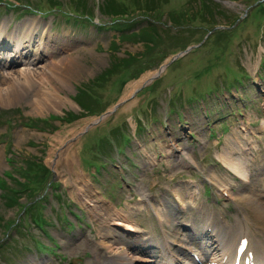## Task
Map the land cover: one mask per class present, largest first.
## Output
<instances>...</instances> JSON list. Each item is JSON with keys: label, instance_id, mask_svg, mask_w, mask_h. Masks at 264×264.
Instances as JSON below:
<instances>
[{"label": "rangeland", "instance_id": "1", "mask_svg": "<svg viewBox=\"0 0 264 264\" xmlns=\"http://www.w3.org/2000/svg\"><path fill=\"white\" fill-rule=\"evenodd\" d=\"M86 1L80 8L76 0H0L3 28L12 32L27 26L34 18L23 10H40L51 19H35L34 39L46 28L48 36L70 42L78 54L61 91L68 103L41 114L32 111L30 98L0 104V264H69L73 259L105 264L109 253L100 248L98 224L82 202L105 200L123 210L135 202L140 186L173 215L172 229H167L170 245L186 255L193 245L184 248L180 241L200 239L204 218L211 223L221 209L224 223H231L243 212L236 194L240 185L219 162L222 148L234 146V135L245 142L233 131L249 123V137L258 135L264 148V135H259L264 122V0H150L149 5L141 0L136 6L129 5L132 0H114L113 15L101 9L105 0ZM86 15L103 17L98 18L101 28ZM181 31L194 34L184 50L175 49L172 40ZM129 56L140 60L137 66L98 82ZM6 72L0 69V76ZM79 98L88 110L75 103ZM186 146L194 168L175 164L164 153ZM154 157L149 166L147 159ZM29 163L42 173L24 180L20 169L30 168ZM245 168L256 175L247 189L264 187V150ZM208 175L233 184L234 205L216 204L210 196L206 202L199 194L193 201L182 200L187 210H180L173 191L184 185L192 191L201 188ZM24 183L29 191L22 190ZM134 219L148 244H140L138 253L132 249L135 259L164 264L154 211ZM188 220L195 226L191 232ZM92 249L98 260L94 253L87 255ZM153 251L162 261L153 259Z\"/></svg>", "mask_w": 264, "mask_h": 264}, {"label": "bare ground", "instance_id": "2", "mask_svg": "<svg viewBox=\"0 0 264 264\" xmlns=\"http://www.w3.org/2000/svg\"><path fill=\"white\" fill-rule=\"evenodd\" d=\"M70 19L71 18H68L67 20ZM32 22L33 24H30L31 29L29 30H26V28L30 26L27 25L19 27L15 31L9 33L8 37L13 42V46L10 50V53L6 54L5 56L2 52L3 47L1 41L4 38L5 34L3 32H6V28L1 26L2 22L0 23V69L7 71L4 76H0V104L7 101L12 102L16 99L21 101L30 98V104L33 108L32 111L36 114H41L49 111L50 108L55 109V105L61 104L60 102L66 101L68 103V99L63 98L61 91L67 87V84L71 79V74L74 71V66L77 64L78 57H75L77 50L74 45L63 39L61 40L58 37L53 38L48 36L46 28H44L43 34L40 36V38H38V42H34L33 38L34 33L37 31L38 22H36L35 19ZM23 31H26V33L21 34ZM32 46H34V50L32 51V55L28 57V51H30V47ZM2 60H4V62ZM9 106L11 105L6 106L5 108H8ZM247 130V126L241 124L239 129H236L233 132L244 135ZM259 132V135L261 132L264 133V123L262 124L261 129H259ZM243 140L245 142L247 141L245 139ZM233 141L234 146H225L222 148L223 154L222 157H220V160L228 169H230L232 175L240 180L239 183L241 185L239 186L236 194L239 192L244 194V192H246V188H244L242 184L252 183L253 179L256 177V175L247 173L245 167L247 166L248 161H250L247 159L251 158V152H254L258 146L256 145V141L254 142L253 140L246 143L243 142L242 145V142H238L240 140L236 135H234ZM164 153H166V155L169 157H172L175 164H184V162L186 164H194L191 151L188 147H176L175 149L167 148L164 150ZM155 162L156 157L147 159L149 166ZM218 186H222L224 188L219 189L222 194L228 193L230 195L231 191L234 194L230 186L228 187L227 185L224 186L222 184H218ZM252 186L256 187L255 185ZM255 191L258 192L259 195L252 194L248 198L247 196L244 197V203L248 213L247 216L250 217L254 229L256 227L260 230L255 229L256 231H254L249 225L247 217L242 219L245 229L243 233L239 232L238 235L240 237L246 238L249 243L242 258L236 260L235 255L230 258V263L232 264H235V262L244 264V256H246L245 258L250 257L253 264H264V229L263 226H258L260 225L258 220H260L261 217H264V190L260 188ZM136 193V202L127 204L126 208L123 210H116L111 204L106 205L103 200L96 202L88 200L82 202L84 208L89 211L90 215H93V218L99 223V235L101 240L98 244L101 248L106 249L109 254L112 255L110 264H134L135 258L132 254L133 252H130L129 249L134 246V251H137L138 253L141 252L138 249L140 244L147 248V245L142 243V238L140 235H129L122 232L120 233L118 230L122 223L123 225L128 223V225L131 224L132 229H135L136 232H139V226L131 223L134 221L133 217L142 213V211L147 210L149 206L154 207L155 205L154 201L149 198L147 191L143 190L141 186L138 187ZM173 194L180 198L181 209H184L185 207L182 200L190 201L191 196L193 197L191 194L190 185L180 186L179 189L173 191ZM157 215L159 220L165 222L166 224L171 223L172 215L161 209L160 206H158ZM129 220H131V222H129ZM221 228V224L213 227V234L218 232L221 233V236L219 238V242H217L215 245V247L219 249V252L213 255L212 258H219L222 254L223 258L214 261L213 264H229L228 262L222 261H225L228 253L231 252L233 246L240 238L239 237L234 241L233 237L232 242L229 243V245H224L226 244L224 243V237H230L229 233L233 231V229L228 228L225 230V228ZM115 234L121 235L122 238L116 236ZM208 236V234L206 236L202 235L201 239L203 240H201L200 243L196 238L190 240L192 243L190 245H194L195 247L194 253L205 262L209 259L203 256L205 255L202 253L203 248L205 247L209 251L212 244L210 241L211 239H207ZM205 238L207 240L204 242ZM180 243L182 244V242ZM162 247L167 252L165 254L167 255L166 261L168 264H181L174 260L173 253L179 255V257H184L188 264H196L194 259H192L189 254L188 256L182 254V252L178 253L180 252V249L175 251L171 249L170 244L166 243V240ZM249 251L252 253V256L247 254ZM34 264H38V262H34Z\"/></svg>", "mask_w": 264, "mask_h": 264}, {"label": "trees", "instance_id": "3", "mask_svg": "<svg viewBox=\"0 0 264 264\" xmlns=\"http://www.w3.org/2000/svg\"><path fill=\"white\" fill-rule=\"evenodd\" d=\"M77 1V4L79 5V7L80 8H82V7H86V3H87V1L86 0H76ZM122 1H124V0H121V2ZM145 1V3L147 4V5H149V3H151L150 2V0H144ZM141 3V0H132L130 3H129V5L130 6H132V4H134L135 6L136 5H139ZM58 6H60V5H58ZM58 6H56V7H58ZM74 7V6H73ZM101 9H103L104 10V13H110L111 15H113L114 13H116V9L117 8H115V1L114 0H105V4L103 5V7H101ZM118 13V12H117ZM193 37H194V34L192 33V32H188V31H181L180 33H178V34H175V36H173L172 37V40L175 42V44H173V46H174V48L175 49H180V50H184L188 45H189V42L191 41V39H193ZM148 50V49H147ZM150 53V51H148V53H147V55ZM148 57H151L150 55L148 56ZM134 59H136L135 61H134ZM132 61H134L133 63H132ZM140 60L139 59H137V57H131V56H129L126 60H124V62L121 64V65H119V67L118 68H115V67H113L112 69H110V70H108L107 72H105L103 75H102V78L100 79V80H98V82H100V81H102V80H104V77H111V76H113V75H115V74H117V72H118V70H120V69H122V70H129V69H131L132 67H134V66H137L136 64L139 62ZM162 61V60H161ZM160 62V61H159ZM163 62V61H162ZM159 64H161V63H159ZM137 76V75H136ZM75 103H77V105H79L80 106V108L82 109V110H88L89 108L86 106L87 104L85 103V104H83V101L79 98V100H75ZM106 142V141H105ZM105 142H102L101 144L102 145H104V143ZM31 165V166H30ZM33 165L32 164H28V167H30V168H28L27 169V165H26V168H24L23 169V167L20 169V171H22V173H23V176H24V180L27 178H29L28 176H30V174L31 173H33L34 175L36 174V173H42V170L40 169L41 167L40 166H38V170L37 171H35L34 169H32L31 167H32ZM27 176H26V175ZM31 179V178H30ZM20 181V180H19ZM20 183L22 184L23 182H21L20 181ZM24 186H26L25 185V183L23 184ZM22 187V190H27V191H29L30 189L27 187ZM24 188V189H23ZM19 189V188H18ZM8 190H10V189H8ZM20 190H21V188H20ZM15 193V196H17L16 195V193L17 192H13V194ZM19 195V194H18ZM18 197V196H17ZM15 198L14 197V199H15V201H16V199L18 200V198ZM29 215H30V217L32 216L31 215V213H29ZM1 247H2V245H0Z\"/></svg>", "mask_w": 264, "mask_h": 264}]
</instances>
